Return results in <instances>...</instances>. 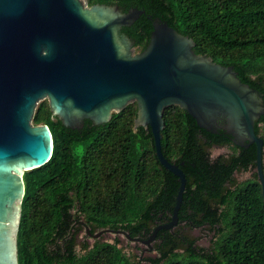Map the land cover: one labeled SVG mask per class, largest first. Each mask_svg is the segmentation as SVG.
<instances>
[{"label":"trees","instance_id":"trees-1","mask_svg":"<svg viewBox=\"0 0 264 264\" xmlns=\"http://www.w3.org/2000/svg\"><path fill=\"white\" fill-rule=\"evenodd\" d=\"M116 5L122 12H145L121 33L142 52L149 44L153 19H162L195 42L194 51L234 66L238 77L263 94L264 0H86ZM138 104L129 103L110 120L85 119L81 128L66 126L49 101L38 103L35 125L49 126L51 158L24 173L25 192L17 232L18 264H140L119 241L84 242L77 250L82 223L98 229L149 237L171 219L179 178L160 163L150 128L135 125ZM164 156L187 178L179 223L209 225L210 249L178 230H160L154 264H264V198L258 170L236 182L238 170L257 169V148L235 144L228 132L201 128L177 105L164 112ZM264 140V114L256 121ZM213 146L233 153L211 157ZM264 173V149H263ZM83 219V220H82Z\"/></svg>","mask_w":264,"mask_h":264},{"label":"water","instance_id":"water-1","mask_svg":"<svg viewBox=\"0 0 264 264\" xmlns=\"http://www.w3.org/2000/svg\"><path fill=\"white\" fill-rule=\"evenodd\" d=\"M144 12L83 0H0V264H18L24 173L52 156L49 126L32 122L46 98L71 128H81L85 119L104 123L137 102L135 125L150 128L160 163L180 180L171 219L143 240L149 246L160 230L178 225L187 184L184 171L162 150L169 107L187 110L211 132L225 118L237 145L255 144L264 198V140L255 131L264 114L263 94L243 82L234 66L197 54L194 40L162 19H153L146 49L134 52L120 28Z\"/></svg>","mask_w":264,"mask_h":264},{"label":"rangeland","instance_id":"rangeland-1","mask_svg":"<svg viewBox=\"0 0 264 264\" xmlns=\"http://www.w3.org/2000/svg\"><path fill=\"white\" fill-rule=\"evenodd\" d=\"M134 52L137 53L136 50H134ZM44 100L49 101L48 98ZM233 151L234 148L232 146H213L210 149L212 158H216L220 155H229L233 153ZM256 171V168H251L249 170H238L234 173V179L236 182L245 181L247 179L253 178V173ZM175 230H178L181 235H187L189 237L195 238L196 245L199 247L210 249L212 246L215 231L208 224L203 226H193L190 224L181 223L174 227L173 231ZM97 239L108 242H115L118 240V246L121 247L123 251L131 257L132 260L136 261L137 263L139 262L140 264H154L151 259H156L159 257V252L155 248V244L158 242L157 240L152 242L151 246H149L143 242V240L147 239V237H138L137 240L130 238L126 233L115 232L110 229H98L94 234H91L89 233V226H87L84 222L82 223L81 230L77 235V250L82 252V246L84 242L92 244Z\"/></svg>","mask_w":264,"mask_h":264},{"label":"flooded vegetation","instance_id":"flooded-vegetation-1","mask_svg":"<svg viewBox=\"0 0 264 264\" xmlns=\"http://www.w3.org/2000/svg\"><path fill=\"white\" fill-rule=\"evenodd\" d=\"M120 31H121V28H120ZM120 35L122 36V38H124V39L127 38V39L129 40V38L127 37V35H125V34H123V33H121V32H120ZM129 41H130V40H129ZM218 124H219V125H217L216 127H214L215 130L218 131V129H220V128L224 129L226 132H228V133L230 134V136H231L233 142L236 144L237 137H236V136H233L229 131H227L226 128H224V126H226V124H227L226 119H225V118H220L219 121H218ZM242 143L245 144L246 147H249V146H247V142H242Z\"/></svg>","mask_w":264,"mask_h":264},{"label":"built area","instance_id":"built-area-1","mask_svg":"<svg viewBox=\"0 0 264 264\" xmlns=\"http://www.w3.org/2000/svg\"><path fill=\"white\" fill-rule=\"evenodd\" d=\"M135 50V49H134Z\"/></svg>","mask_w":264,"mask_h":264}]
</instances>
